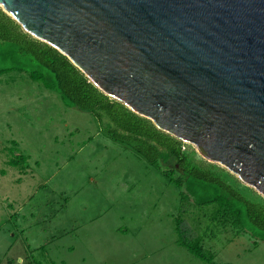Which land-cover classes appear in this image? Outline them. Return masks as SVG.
Instances as JSON below:
<instances>
[{"label": "rangeland", "instance_id": "374dc122", "mask_svg": "<svg viewBox=\"0 0 264 264\" xmlns=\"http://www.w3.org/2000/svg\"><path fill=\"white\" fill-rule=\"evenodd\" d=\"M182 143L201 166L245 185ZM188 205L92 113L67 107L24 72L0 76V264H207L177 244V217L212 264H264V241L210 213L187 214Z\"/></svg>", "mask_w": 264, "mask_h": 264}, {"label": "water", "instance_id": "95a60500", "mask_svg": "<svg viewBox=\"0 0 264 264\" xmlns=\"http://www.w3.org/2000/svg\"><path fill=\"white\" fill-rule=\"evenodd\" d=\"M98 89L264 197V0H0Z\"/></svg>", "mask_w": 264, "mask_h": 264}, {"label": "trees", "instance_id": "16d2710c", "mask_svg": "<svg viewBox=\"0 0 264 264\" xmlns=\"http://www.w3.org/2000/svg\"><path fill=\"white\" fill-rule=\"evenodd\" d=\"M10 71L26 73L56 92L67 107L92 113L111 139L130 146L179 190L189 204L187 214L200 211L206 218L210 213L211 221L230 225L235 234L264 241L262 196L226 171L201 166L181 140L103 93L65 55L25 32L0 8V76ZM175 229L179 246L212 264L192 226L177 217Z\"/></svg>", "mask_w": 264, "mask_h": 264}]
</instances>
